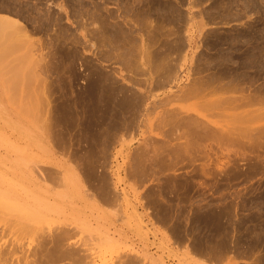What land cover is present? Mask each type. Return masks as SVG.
Here are the masks:
<instances>
[{"label":"bare ground","instance_id":"bare-ground-1","mask_svg":"<svg viewBox=\"0 0 264 264\" xmlns=\"http://www.w3.org/2000/svg\"><path fill=\"white\" fill-rule=\"evenodd\" d=\"M79 1H80V5H82V6L86 5V4L88 5V2L85 3L86 0H85V2L83 0H79ZM116 1L118 2V7H116L117 5H115V7L118 8L117 11L123 10L122 12L125 15V20L127 19L126 16L127 17L131 16L130 18H132V16H133L134 21H131L132 19L131 20L129 19V21H128V19H127L126 21L123 20V21L119 22V19L120 18L124 19V17L116 16V14H115V19L117 17H119V19L115 22V24L112 20H110V22H109L108 19L106 20L104 17V21L106 20L109 23L113 22V24H114V25H112V24L108 25L109 23L106 24V22L103 21V18L100 19V16L98 14L100 11L98 9L97 3H96V5L94 4L92 8L90 7L91 5H89L91 10L90 9L87 10L86 8H88V7H86L85 8L86 11L82 12V11H78V9L74 11L73 10L75 7L74 3H76V2H74V3L72 2L73 5L70 8L71 9L73 8L72 10L74 12L72 11L71 13H73L72 16L75 19L74 24H76L75 27L78 30L80 29L81 32L83 29L89 30V28H87L86 25H88V26L93 25L94 26L96 24V22H98L99 20H101V21L98 22L99 23L98 25L102 24L101 29L99 27L92 29V27H91L92 30L90 29L91 31L89 33L88 32H87V34L81 33L79 36L75 32V30L73 33L71 30H69L70 28L68 29L65 27L63 28V26H60L58 24L59 22H61L60 17L58 19H55V17H54V19L58 22L55 24V25L58 24V32L55 33L56 35H52V38H50V40L47 41V43L49 42V44L51 46H53L54 53H53V55L51 53V55L57 56L56 58L58 61L56 64L55 63L53 64V66H52L53 68L51 69V72H50L52 75L54 74L53 79L55 77L54 80H56V81L55 82L52 81V82L54 83V85L56 83V85L52 86L53 85V83H52L51 88L52 87L53 88L51 90H49L48 93L53 96L56 92H59L60 94L58 93V95H59L58 99H59L60 103L59 102H58L59 104L54 103L55 106L52 103L53 104L52 105L53 108H52L51 106L48 105L51 103H48L49 101L46 100V98H45L44 104L51 107L55 112L58 111L59 114L55 113L57 115L56 117H54L52 114V116L55 119L54 120H53V118L49 119L50 118L49 117L48 119L50 121L46 120L47 121L46 122L44 120V122H46L47 123L46 125L48 127H50L49 131L53 127L59 128L56 130L54 129L58 133L56 134L57 136L53 135L52 137L55 136L54 138H57V140L55 139L56 140L55 142H56V146L59 147V150L62 149L64 152H67V155H66L67 160L66 161L64 160L65 162L63 163L62 166H60V175H61L60 178H61L62 186H61V189L59 191H56V192L55 191L50 192L49 190H45V188H42L40 186V184L38 183L37 178L32 176V175L30 178H28L29 175L27 177H24L25 176V174L23 176L24 172L20 173L18 166L15 165V187H16V185H18L20 188L24 189L26 191L25 192L26 196H24L23 195L24 193H23L22 196L17 197L16 196L17 193H16L15 195H13V196H15V198L13 199L12 195L9 196V194H8L7 196H9V198L10 197H12V198H10V199L6 198L5 200L3 199L4 200L3 204H5L6 203L5 201H8V199L10 201L12 200L13 203H15L14 201H16L17 203H15L14 206L19 203L18 207L21 206V208H22V205L24 207H26V208L21 209V210L19 208L20 211L24 210L26 212V210H29V211L31 210V212H33V214H31V212H30V214L31 215L35 214L36 218L37 217H39V218L43 217V219H44V217H45L48 219V217H49V219L54 220V218H55V221H57L56 228L54 227L55 229L54 228L52 229L54 232L50 235L48 234L49 236L47 237V239H45L43 241L39 240L40 242H38V243L36 242L37 244H35V245H37V246L34 247V250L32 251V253L29 254V255H31V257L33 259H29L30 256H26V257L24 256V259H22V261H23L22 263L20 261H17V262H19V264H50L52 262L61 263L63 261H65V262L62 264H94L95 262H97L96 261L97 257H99V255H97L98 252H100L99 250L116 252V251L122 250L123 248L125 249V247H127L126 246L127 241H128V240L126 241L127 234L129 232V228L131 227L130 224L133 221L137 222L136 214H135V212H131V211L129 212L126 208H122L120 211L119 210L117 211L115 209L116 207L115 208L113 207L114 209L109 208L110 207L109 205H112V201L114 202L113 199H115V198H114L113 194H115L116 192L114 191L115 193L113 192V194H112L110 192V190H112V189L109 190V187H110L108 184V182H109L108 181V175L109 174H107L108 169L106 170L105 168L108 166L109 160L107 161V159H109L108 156H110L109 152L112 149L111 146H113L114 143L115 142L117 143V141H119V140L122 141V139H124L126 136L127 137H128V135L130 136L133 132H135L138 129L139 125H141L142 122H144V124H145V122L150 121V118H148V117L150 116L151 113L153 114V111L155 112V109L158 112L159 109H157V108H160L161 112H158V113L156 112L157 117L154 116L156 118H153V116H152V120L155 119L157 121L156 123L158 125L156 126V123H155V126H156V129L158 131L157 137H159V138H157L156 140H151V138H150V140L147 141L141 148L139 146L140 149L138 148L135 150L136 152H137V150L138 151L140 150L139 152L136 153L134 151L135 154L132 153L133 156H132V158H130L132 160L130 163L129 176L130 175L134 176L133 178H135V177H139V178L152 177L153 175H156L157 172H162L161 170H163L164 168H166L165 170H167V168L173 169V167L176 166L177 164H179V163L182 164V162L184 160H185L184 163L187 162V163H190L191 165H193V163L195 164L196 162L200 163L202 160V163H200V166H198L199 167L198 169H200V171L202 173L207 174L206 171H208V173L211 172L209 169L207 170V168H212L211 167L212 164L217 169H219V167H223L226 165L224 162H222L223 160L222 161L220 160V162H222L221 164L219 162H217L216 160H213L212 158H213L214 154L215 155L220 154V155L225 156L224 153H226L228 156V154L230 153L229 151H231L229 148H231V147L234 148L233 152L235 153V155L239 154V156H241L242 153H243L242 154L243 156L248 154L246 152V150H248V148H250L248 150V151H250L249 154L254 153L256 150H261V149L264 150V126L262 128L260 126V128H256V129L253 126H252V128H254V129H252L251 126H249V125H253L251 123L253 121H255V118L264 119V46H262L263 44L259 45L260 41H262V43H264L263 42L264 41V34L262 35V33H260L261 30L260 29L256 30L257 34L252 29L249 32H247V30H245V31H237L235 33V31H234L235 34L234 33L232 35L230 34L231 36H229L228 34H225V36L221 35L222 37H221L219 42H217V41H218V36H220V35L216 36L217 37L216 41L212 39L213 41L209 42L208 45H206V47L204 45L205 48H203L202 50L200 49L201 51L200 52L198 51L199 53L197 52L198 54L195 57L196 58L195 59L196 61L194 60L195 62L191 58L194 63L193 62H190V63L191 64L193 63L192 65L195 64L194 66H192L193 67L192 68L193 73L191 72L192 76L193 75L194 76L193 77L191 76L192 78L190 80L189 79H186V81L184 80L185 82H187V81L188 82L185 85L183 84L182 87H179L178 84L180 82V78H179L180 76L177 75V73L180 71L181 68H180V65H177V62H176V65H177V67L179 66V68H177V67H175V65H173L172 60H171L172 56L170 57V55L173 52L174 53L183 52V49L185 48L184 45L186 44V42H181L183 40L179 41V38L181 37V35L179 37L178 36L179 34L178 35L176 34V37H179V38L176 39V37H174V39L177 40V41L176 40L174 41L173 37L171 36L172 31L169 30L171 32L168 34H169V36L172 37L171 39H173V41L172 40L170 41V39H169V41L167 42L168 37L166 38L164 36L166 38V41L161 40V42L158 43L160 41L158 37L161 34H158L159 32L157 33L158 30H155L154 32L152 31L153 33L150 31L151 33L148 32L150 36L149 37L147 36V37L149 38V40L151 42L154 41V42H152V44L157 43L156 48L154 45L152 46V44H150V43H149V45H151L152 48L150 46H146V44H144V43H143L144 44V46H143V44H141L142 38L140 36H139L140 37V39H139L140 45L138 46L136 44L137 47H134L133 44L138 40L135 39V36H133V32L131 31V28L128 31L127 28L125 27L126 24H128V26L130 24L132 26H134V23H136V25H138L139 27L141 26V28H140L141 30L143 29V27H144V29L149 28L150 30H154V29H156V27H155V24H152L153 23L152 17L155 16V14L157 12L161 13V14H158V16L161 15L160 18L163 22L173 23L175 21L174 24L178 25L181 21L183 22V19L180 20L179 18H178L179 20L177 19V21H179V22H177L175 19L177 17H174V15H179V14H176V12H178V13L181 12V10H179V8L177 7L178 4L173 5V4H170L169 2L165 3V2L158 1V0H144L145 2L141 1L143 3L142 4L143 8H141V7H135L136 6L135 2L138 4L139 0H138V2L135 0H133L134 2L129 1L130 4L132 3L135 5L133 7H131L130 4L128 5V3H125L126 1L128 2V0H126V1L123 0L124 2L121 0H116ZM116 1L114 2V4L117 3ZM77 2H78V0H77ZM121 2H122V5L120 7L119 5ZM83 3H85V4H83ZM123 3H124V5H123ZM215 3H217V2H215ZM220 5L221 4L217 5L218 8H220L219 7ZM246 5H248V4H246ZM217 6H213V8L217 7ZM222 7L224 8V6H222ZM77 8H78V6H77ZM79 9H80V6H79ZM245 9H246V7H245ZM22 10H23V7H22ZM213 10H215V9H213ZM220 10L221 9H219V12H220ZM229 10H228V14H229V12L231 13V11H229ZM119 11H118V13H119ZM221 11H222L221 12V15H222L223 9ZM62 12H64V11H62ZM122 12H121V15H122ZM15 13L18 14L17 12H15ZM211 13L215 14V11L211 12ZM53 14H51V16ZM60 14L58 16H60ZM209 14H208V17H209ZM219 14H218V16H219ZM42 15L44 16L43 12H42ZM119 15H120V13H119ZM204 15L206 16L205 18H207V15L206 14H204ZM224 15H225V13H224ZM55 16H56V14H55ZM58 16H56V18ZM181 16H183V13ZM211 16H212V14H211ZM236 16H234V18ZM35 18H33V19H35ZM40 18L38 21L39 22V28H40V25H41V28L43 26V28L45 29V33H46L47 27L49 28V26H47V25L49 23L51 25L52 22L48 21L46 24V22L43 20L45 23L44 22L40 23V22H42V21H40ZM49 18H51V17L49 16ZM52 18H53V16H52ZM62 18H63V16H62ZM156 18L158 20V17H156ZM209 18L212 19L211 21H214L213 20L214 17H209ZM223 18H222L223 20H226L225 16ZM54 19H53V21L56 22ZM83 19H84V22H83ZM229 19H231V18H229ZM159 21H160V19H159ZM162 21H161V23H162ZM184 21L186 22L185 17H184ZM216 21H218V20H216ZM185 22H183V23H185ZM60 24H62V23H60ZM1 25L2 26L10 25V28H11V26L15 27V30L20 32L24 37H26V39H29V37H27L29 34L28 33H27L28 35L26 34L27 30L25 31V27L21 24L20 21H18L16 19L9 18V17L8 18L4 17V18H0V26ZM111 25L114 27L113 28L109 27ZM96 26H97V24H96ZM138 26L136 27V29H138ZM162 26L165 27V25H162ZM201 26H202V24H201ZM122 27H125L124 31H123ZM4 28L6 29L5 26H4ZM43 28L40 31H43ZM140 29H138V30L140 31ZM162 29L164 31L166 30L163 27H162ZM87 30H85V31H87ZM85 31H83V32H85ZM262 31L264 32V30H262ZM164 34L167 35V32H165ZM226 35H228V36H226ZM86 37H89V39L87 38L88 41L85 40ZM183 37L185 38V36H183ZM187 38H189V37H187ZM205 38H208V37H205ZM91 39H93L95 41V44L90 41ZM257 39L260 41L258 42ZM89 41L91 43L89 45H91V46L96 45L95 49L96 50H97V48L99 49L98 50L99 52L97 51L98 53L97 52L93 53L91 51L93 53V55H95L96 60H100V61H104V62H112V63L120 66L118 68H121V69H119L117 71L116 76L114 74L115 72L113 73V72H109V71L108 72L103 71L101 69V67H99L100 64L99 65L93 64L92 61L94 59L93 58H92L93 60L91 58L89 59V56L85 55L84 52H86V54L89 53V51H86L87 50L86 48L89 47V45H87V43H89ZM207 41H210V38ZM207 41H205V42L207 43ZM225 41L230 42L229 46L224 47V45H226V44H224ZM256 42H258L259 44H257ZM49 44H47V45H49ZM222 44H224V45H222ZM200 45H202V43ZM16 46H18V45H16ZM50 49L52 52L51 47H50ZM20 50H22V49H20ZM28 50H30V49H28ZM17 51H19V50H17ZM192 52H195V47H194ZM16 53L17 52H15V54ZM20 53L21 52H19V54ZM29 53L30 52L28 51V53H26V54H29ZM31 53H33V52H31ZM174 53H173V55H174ZM183 53H181V54H183ZM181 54L179 53V57ZM16 55H18V54H16ZM83 55H85V56H83ZM176 55L174 57L175 60L173 59L174 61H176ZM184 55H185V53H184ZM190 55L193 56V54H190ZM28 56H30V55H28ZM34 56H38V55H34ZM24 57H26V56H24ZM179 57H177V59ZM30 58L32 59V58H37V57L32 56ZM54 59H55V57H54ZM80 59H81V65L84 63L83 64V65H85L84 69L88 72L84 75V77H85L84 86L82 88H80L79 91L77 90V92H75L73 89L74 88L73 85L75 84V82L79 81L81 79L80 77H82V76L80 73L77 72L79 70H77V68L75 69L76 66L74 64L77 63L78 60H80ZM38 60H40V59H38ZM20 61H21V59H20ZM32 61H33V59H32ZM42 64H44V63H42ZM25 65H26V63L24 64V67H26ZM32 65H34V64H32ZM34 66L38 67L39 65L36 64ZM41 66H43V65H41ZM41 66H39V67H41ZM19 67H20V65H19ZM21 68H22V66H21ZM102 68H104V67H102ZM187 69H188V67H187ZM17 70H18L17 71V73H18L19 70H22V69H17ZM31 70L33 71V69H31ZM121 70L125 71L126 75H122L121 73L123 71H121ZM15 71H16V69H15ZM37 71H34V72L37 73ZM23 73H24V71H23ZM28 73H30V72L28 71ZM42 73L43 72L41 71V74ZM41 74H39V75H41ZM187 74L189 75V72ZM22 75H24V78H26L25 73ZM34 79H36V78H34ZM260 79L262 80V82L260 84H257V81H259ZM25 80H28V78H26ZM22 81L20 84H22ZM24 83H25V81H24ZM26 83L28 84V82H26ZM43 83H45V81ZM15 84H17V83H15ZM173 87H175V88L178 87L176 89V92L173 91ZM156 88H164V89L167 88L164 93L161 92L162 94H164V96H162L161 99H158V97H159L158 95H155V94L153 95L151 93ZM236 92L237 93L240 92V93L238 95H234V94H237ZM246 92H248V93H246ZM43 96H44V93H43ZM51 97H47V99L48 98L51 99ZM40 98H42V97H40ZM193 99H194V102L196 104L195 106L190 105L189 107H187V106H184V104L182 103V102H188L189 100L193 101ZM54 100H57V99H54ZM54 100H53V102H54ZM50 101L52 102V100H50ZM41 103H43V102H41ZM177 103H178V105L174 106V104H177ZM180 103H182V104H180ZM147 105H149V108L147 107ZM191 107H193V109H191ZM39 108H41V107H39ZM225 109H228L229 111H231L230 115L233 117L232 119H234V121L237 119L239 121L241 120L242 123H244L243 126H245V127H243V128L238 127V126H241V124L239 125L238 124L239 122H238L237 123L238 126H232V129L225 130L227 128H223L224 126L220 125L221 124V123H219L220 121L218 122V120L217 121L211 120V119H213L212 117H219L220 115L222 116V113H224ZM150 111H152V112H150ZM46 112H48V110ZM46 112H45V114H46ZM217 115H219V116H217ZM46 116H48V115H45V117ZM43 119H44V117H43ZM35 120H36V118H35ZM259 120H261V119H259ZM39 121H40V118H39ZM237 121H235V122H237ZM17 123H19V122H16V124ZM148 125L149 124H147V126ZM246 125H248V126H246ZM19 126H22V125H20V123H19ZM147 126H144V127H147ZM61 127H63V129L65 128V130L60 129ZM70 128L74 130V133L70 134L65 141L64 140V138H65L64 134L65 133L63 134V131H65L67 134L68 130H70V132H71ZM150 130H152V129H150ZM43 132H45V131H43ZM50 133L53 134V129ZM54 133H56V132H54ZM140 133H142V131ZM45 134H47V133H45ZM124 135H126V136L124 137ZM19 137H20V135H19ZM131 138L132 137H130V140H131ZM154 138H156V137H154ZM244 140H247L248 142H245ZM123 142H124V140H123ZM120 145H122V143H120ZM212 145H213V147H212ZM74 147H76V148H74ZM254 149H255V151H254ZM240 150H243V152L241 151L242 152L241 153ZM251 151H254V152H251ZM217 152H219V153H217ZM244 152H245V155H244ZM211 154H213L212 157H211ZM254 154L255 155L253 157L256 159L251 158L250 162L248 163V169H247V166H245L247 170L245 169V171L241 172L242 170H240L236 167V164H237L236 163L234 165L240 171V173L237 171L230 172L231 169L227 170V176L228 177H226V178L228 181V180L233 178L232 176H234L233 179H236V176H238V175H241V177H243L245 179L246 178L248 179V177H252V176L254 177L256 175H258V177L260 176V178L263 179L262 180L263 183L260 181L263 184V187H262L263 189L260 188V189H262L263 193H261V195H259V196H257L258 195L257 194L256 195V197H257L256 201H254L252 203L250 202L251 204H255V205H252V206H254V207H252L253 209L255 208L256 210H259L260 207H263L262 204H264V156L262 155V157H261L260 156L261 154L258 155L259 152H258V154H256V153H254ZM251 157H252V154H251ZM226 158H228V157H226ZM259 158H261V159H259ZM217 160L219 161L218 158H217ZM248 160L249 159H247V161ZM214 161H216V162H214ZM71 163H75L76 167L73 164H72L73 165L72 166ZM186 165L188 166V164H184L182 166H186ZM221 165H223V166H221ZM193 166H195V165H193ZM235 167H234V169H236ZM39 168L37 171L38 172L41 171L39 173V176L41 177V179L43 178V180H44V179H47L50 177L48 175V172H49L48 170H47L48 172H46V170L42 168L43 170H45L44 171L45 173L44 172L42 173V169L40 168V170H39ZM75 168H77L78 170H75ZM159 168H161L160 171L157 170ZM77 171H79V172H77ZM228 171H229V173H232V174H229ZM212 174H213V172H212ZM225 174H226V172H225ZM228 174L232 178H230ZM2 177H3V175H2ZM187 177H189V176H187ZM183 180H185V178ZM188 180L186 179V181H188ZM172 181L174 184V179ZM0 183H2V182H0ZM86 183L88 184V187L91 188V189H89L91 191H89L87 188L85 189ZM189 184H190V181H189ZM189 184H187V188L185 186L184 189L185 188L189 189L190 188ZM177 185L175 187H179ZM180 186L182 187L183 185H180ZM181 187H179V188H181ZM259 187H261V186L259 185ZM1 188H3V187H1ZM162 188H163V185H162ZM162 188H160V189H162ZM15 189H17V188H15ZM160 189H159V191H160ZM168 189H167V191H168ZM260 189H257V190H259L261 192ZM2 190L0 189V191H2ZM4 190H6V189H4ZM4 190H3V193H6L8 191V189L6 191H4ZM18 190H19V188H18ZM24 190H21V192ZM176 190H177V188H176ZM176 190H174V191H176ZM174 191H172V193ZM180 191L181 190H179V192ZM162 192L163 191L161 190L160 193H162ZM183 192H186L185 194H187V190L183 191ZM183 192H181V193H183ZM255 192H256V190H255ZM0 193L3 194L2 192H0ZM158 193H155V195L156 194L158 195ZM167 194H168V192H167ZM177 194H176V198L179 197V196L177 197ZM164 196L165 195H163V197ZM254 196H255V193H254ZM4 197H6V194ZM4 197L2 195L0 199L2 200V198H4ZM146 197H147V195H146ZM121 198H122L121 200L124 201L123 199L126 197L122 196ZM156 198H157V196H156ZM156 198L153 196V199H156ZM160 198H162V197H160ZM181 198L182 199H179L180 200L179 202H181L183 199H185L183 197H181ZM116 199H117V197H116ZM126 200H128V199H126ZM156 200L155 201L153 200V202H151V204L152 203H153L152 205L158 204L157 202L159 201V199H158V201H156ZM147 201L150 202L149 199ZM245 202H244V204H245ZM6 204H8V203H6ZM10 204L12 205L11 202H10ZM177 204H179V203L177 202ZM251 204H249V205H251ZM259 204L261 205L260 207H259ZM3 206H5V205H3ZM14 206H11V207H14ZM107 206H109V207H107ZM156 206L158 207V211L160 208H162V206L161 207L159 205H156ZM156 206H155V208L154 207L153 208L157 209ZM165 207L167 208L166 205H165ZM165 207H164V210H165ZM244 207H245V205H244ZM132 208H133V206H132ZM162 209H160V211H162ZM164 210H163V212H164ZM166 210L164 213L168 214V211L166 212ZM29 211H27V212H29ZM158 211L156 212L157 215L159 213ZM120 212H121V214H120ZM207 212H208L207 214H204L206 212H204V213L202 212L203 215L198 213L199 217H198V214L196 213L197 218L195 217L194 219H192V220H194V222L196 221L200 225L204 224L205 226L203 225V227H206V226L208 227L210 225L211 228H206L209 230H208V232H205L206 234L209 233V235L207 236L205 234L204 235L205 237L203 236L204 239L206 238V244L207 243L213 244V242L209 238V237H213V236L217 237L218 235H221L222 237L221 236L220 237L221 238L224 237V240L226 239L225 237H227V239H229L230 238V237H228V231L229 230L227 228H230L233 230L234 227L231 228V226H233V223L235 221L231 222L232 223V225H231L230 221H232V220H230V221L227 220L230 223L229 227L227 226L228 222L224 221L227 223V225L225 223V226H227V228H226L222 225L223 222L221 223V219L218 220L219 216L216 215L217 213L215 215H216V217L218 216V218H217L218 222L213 221L216 219H214L215 215L213 214L214 213L213 211H212L213 213L211 212V209L208 210ZM211 213L214 215V218L211 215ZM25 214H28V213H25ZM118 214L120 215L119 217H118ZM160 214L162 215L163 213L161 212V213H159V215ZM172 214H174V213H171V216H172ZM165 215L163 214V217ZM166 216L169 217V214ZM256 216H257V214H256ZM153 217H154V215H153ZM155 217H159V216H155ZM169 219H171V217ZM167 221H169V220H167ZM176 221H177V218H176ZM245 222H247V223L249 222L251 225L253 222H255L256 226L258 225L257 228L261 227L262 225L264 226V218L260 220V223H257V222H259L258 216L253 217V215H252V219H250L249 221H244V223ZM242 223H243V221H242ZM247 223L245 226L250 229V227ZM255 223H253V225H254L253 228L255 227ZM199 224H196L197 227H202ZM235 224H236V222H235ZM237 224H236V226H237ZM178 225H176V226H178ZM238 225H240V224H238ZM243 225H242V227H243ZM236 226H235V228H236ZM168 227H170V226H168ZM235 228H234V230H236ZM239 228H240V226H239ZM193 229H195V228H193ZM237 229H238V227H237ZM249 229L247 231H249V232L252 231V229L251 230H249ZM255 229H256V227H255ZM258 229H260V228H258ZM258 229L255 232H258L259 231ZM261 229H263V228H261ZM197 230H198V228H197ZM245 230H246V228H245ZM138 231H139V229H138ZM185 231H187V234L189 233V231L187 229ZM194 231L196 232V230H194ZM194 231H192V232H194ZM201 231H203V230L201 229L200 232L198 231V233H200V235H202ZM247 231H246V233H247ZM75 232H87V233H89L92 236L91 238L93 240L92 239L91 240L93 241V243H91L89 245L86 243H81L78 240H77V242L71 241V238L73 237V234ZM255 232H254L255 235L252 234L255 237H257L256 236L257 234L264 236V234H263L264 231L261 234L255 233ZM48 233H49V231H48ZM203 233H204V231H203ZM237 233H239V232H237ZM182 234L185 237V234L184 233H182ZM182 234L180 233L181 241L183 238ZM173 235L179 236L178 229H175ZM189 235H190V233H189ZM200 235H198V237ZM231 236L233 237V235H231ZM249 236H251V234ZM255 237H253V240H249V241H251V242L255 241L256 240V239H254ZM44 238H46V237H43V239ZM176 238H178V237H176ZM195 238H194V240H195ZM203 238H201V239H203ZM240 238L238 237V239H240ZM249 238H251V237H249ZM259 238L260 237H258L257 239H259ZM176 240H178V239H176ZM231 240H226V241H228V243H229V241H231ZM242 240H243V238H241V241ZM245 240H243V241H245ZM260 240L261 239H259V241ZM218 241H217V243L219 244ZM226 241H221V243L218 245V247L216 244H214L216 246H212V244L211 245L207 244L205 246H207V249L209 251L212 250L210 252L211 255L213 252L214 253H216L217 251L223 252L224 250H226V252L230 251V252L235 253V255L237 257H238V255L240 256V249H241L240 244H241V242L238 240H235V241L232 240L233 245H229ZM257 241H255V242H257ZM199 242L200 241H197V243H198L197 245H196V242L193 243L192 246L194 247V244H195V247L194 248L192 247V248L194 249L193 251H196V252H199V254L200 253L202 254L205 251H207V249H205L204 244H201V242H200V244L204 247V250H205L203 252V249H202V247H200ZM239 242H240V244H239ZM255 242H254V244L249 242V244L246 247V249H247L246 253L248 251H250L251 249L255 250V249H253V248H256L253 246V245H256ZM87 243H88V241H87ZM191 243H192V241H191ZM243 244H244V242H243ZM257 245H258V243H257ZM242 248H243V246H242ZM5 249H7V247ZM246 249H244V251L242 249L241 251L245 252ZM11 250H13V248ZM252 250H251V252H252ZM13 252H16V251L13 250ZM208 252L206 254L205 253L204 254L207 256L209 254ZM243 252H241V253L243 254ZM251 252H249V253L251 254ZM138 253H139V251H137L135 253L137 256L135 255V258H133L134 260L131 258L128 259V257H127V259L125 258L126 260H123L122 262L120 261L121 262L120 264H135L137 262L140 263L141 261L139 262V260H141L142 258L141 259H139L140 257L138 258V256H139ZM214 253H213V255H214ZM12 255H13V253L11 251L10 252H4V250H0V264L9 263L8 260H10ZM211 255L209 254V256L211 258L212 257L215 258V256L217 254L215 256H211ZM247 255H248V253H247ZM247 255H245V253H244V256H247ZM263 256H264V254H263ZM263 256H262V259H264ZM141 257L144 258L145 255L141 256ZM155 257H153L152 255H148L146 257V258H148L147 262L149 264H159V262L157 261V258H155ZM176 258H177V256H176ZM135 260H137V262ZM186 261L188 262V259ZM11 262H13V261H11ZM191 262H193V261H191ZM198 262L196 264H199ZM229 262H230V260H229ZM262 263L264 264V260H262ZM15 264H17L16 260H15ZM99 264H102V263H99ZM179 264H181V263H179ZM229 264H231V262ZM232 264H233V262H232Z\"/></svg>","mask_w":264,"mask_h":264},{"label":"rangeland","instance_id":"rangeland-1","mask_svg":"<svg viewBox=\"0 0 264 264\" xmlns=\"http://www.w3.org/2000/svg\"><path fill=\"white\" fill-rule=\"evenodd\" d=\"M83 1L85 2V0H83ZM89 1L86 0V2H85V3L88 2V5L86 4V5L82 6V5H80L79 0H78V2H77V0H72V1L71 0H65V1L64 0H0V18H4V17L8 18L9 17V18L16 19V20L20 21L21 24L25 27V31L27 30L26 34L27 33L29 34V35L27 34L28 35L27 37H29V39H26V37H24L20 32L15 30V27L11 26V28H10V25H8V26L4 25L6 27V29H5L4 26H2V25L0 26L1 27L0 28V182H2V183H0V189L1 190L2 189L3 190L8 189V191L6 193H3V190L0 191L3 193V194L0 193V198L2 195L4 197L6 194V197L2 198V200L0 199L1 200L0 201V247L2 246L1 247L2 249L0 248V250H4V252H10L11 251L14 255V256L12 255L10 260H8L9 263H2V264H11V263L15 264V260H16L17 264H19V262H17V261H20L22 263L23 262L22 259H24V256L25 257L30 256L29 259H33L31 257V255H29V254H31L32 251L34 250V247L37 246L35 244H37L40 241L47 239V237L54 232L52 229L54 227L56 228V226H57L56 225L57 221H55V218H54V220L49 219V217H48V219L45 217H44V219H43V217L42 218H39V217L36 218L35 214L31 215V214H33V212H31V210L29 211V210L25 209L26 212L24 210L20 211L21 209H24L26 207H24L23 205H22V208H21V206L18 207L19 203L16 204L17 206L16 205L14 206V204L17 202L14 201L15 203H13L12 200L10 201L9 199L12 197L14 199L15 196H13V195H15L16 193H17L16 194L17 197L22 196L23 193H24L23 195L26 196L25 195L26 191L24 189L20 188L18 185H16V187H15V165L18 166L20 173L24 172L23 173V176L25 174L24 177H27L28 175H29L28 178H30L31 175L36 177L40 186L42 188H45V190H49L50 192H53V191L56 192V191H59L61 189L62 183H61V178H60V176H61L60 175V166H62L63 163L67 160L66 159L67 152H64L62 149L59 150V147L56 146L55 141L57 140V138H54V137L57 136L56 134L58 132L55 130L59 129V128L53 127L52 128L53 134H52V133H50L52 131V129H50V131H49L50 127H48L46 125L47 124L46 122L50 121L49 119L53 118V120H54L55 119L54 117L57 116L56 114H59L58 111L55 112L52 109L53 108L52 105L54 103L55 104L60 103V101L58 99V96H59L58 93L59 92L55 91L56 92L55 93L56 95L54 94L55 96L54 95L52 96L48 93V91L53 88V87L51 88V84L56 81V80H54L55 77L53 79L54 74L52 75L50 72H51V69L53 68L52 67L53 64L54 63L56 64L58 60L56 58L57 56H52L54 53V49H53V46H51L49 44V42L47 43V41H49L50 38H52V35H56L55 33L58 32V24L60 26H63V28L64 27L68 28V29L70 28L69 30H71L73 33L75 30V32L79 36L81 33H83V34H87V32L89 33L93 28H96V27H99L101 29L102 24H100L101 26L98 25L99 24L98 22L101 21V20H99L98 22H96L97 26H96V24L94 25L95 27L93 25H89V26L86 25V27L89 28V30L83 29L81 32L80 29L78 30L75 27L76 26V24H74L75 19L72 16L73 13H71L73 10L75 11L77 9H78V11L85 12L86 9L88 10V9H90V7L92 8L94 4L96 5V3L98 5V9L100 11L98 14L100 16V19L103 18V21H104V17H105L106 20L108 19L109 22H110V20H112L115 24V22L119 19V17H117L115 19V14H116V16L124 17V19L120 18L119 22L125 20V15L122 12L123 10L122 11L118 10L120 15L117 11L118 8H116V7H118V2L116 0H89ZM115 1L117 3L114 4ZM121 1H123V0H121ZM129 1L132 2L133 0H128V2L126 1L125 3H128V5H129L130 4ZM135 1L138 2V0H135ZM141 1H144V0H139L138 4L135 2L136 6L132 3L130 5H131V7L135 6V7L143 8V5H142L143 3ZM158 1L165 2V3L169 2L170 4H173V5L178 4L177 7L179 8V10H181V12L180 13L176 12V14H179V15H174V17H177V18H175L176 21L178 18L180 20L183 19V22H185L184 21V17H185L186 22L183 23L181 21L178 25L176 24L177 26L174 24L175 21L173 23L163 22L160 18L161 15L158 16V14H161V13L157 12L155 14V16L152 17V20H153L152 24H155V27H156V29H154V30H150L149 28L144 29V27L141 30L140 29L141 26L139 27L138 25H136V23H134V26H132L131 24L128 26V24H126L125 27L127 28L128 31L131 28V31L133 32V36H135V39L138 40L134 44L132 43L134 47H137V45L138 46L140 45L139 39L141 37L142 38L141 44L144 43V44H146V46H150L151 48L154 45L156 48L157 43L152 44V42H154V41L151 42L148 38L150 36L148 32H150V31L154 32L155 30H158L157 33L159 32L158 34H161L158 37L160 40L159 42L157 41L158 43H160L161 40L166 41L167 37H168L167 42L169 41V39H170V41L171 40L173 41L174 37H176V34L177 35L179 34L178 35L179 37L181 35V37H180L181 39L179 37H176V39L179 38V41L183 40L181 42H186L185 45L183 44L185 47L183 49V52L185 53V55L183 52H179L180 54L183 53L180 55V57H179V53L173 52L174 55H173V53H171V55H170V57L171 56L173 57V58L171 57L173 65H175V67H177V65H180V68H181L180 71L177 73V75L180 76V77L178 76L180 78V82L178 84L179 87H182L183 84L185 85L188 82V81L185 82L186 79L190 80L194 76V75L192 76V73H193L192 72V68H193L192 66H194L195 64L194 65H192V64L196 61L195 57L203 48L206 47V45H208L209 42H211L213 40L216 41L217 40L216 36L220 35V36H218V41H217V42H219L221 37H222L221 35L225 36V34H228L229 36H231L234 33V31H235V33L237 31H245V30H247V32H249L252 29L257 34L256 30L260 29L261 30V31L259 30L260 33H262V35L264 34V32L262 31V30H264V23H263L264 22V0H251V1L245 0L246 2L244 0H158ZM72 2L77 3V4L74 3L75 7L73 6L74 7V9L72 8L73 10L70 8L73 5ZM215 2H217L218 4H221L219 6L220 8H218V6H217L218 4ZM85 3H83V4H85ZM246 4H248V5H246ZM76 5L78 6V8ZM89 5H91V6L89 7ZM115 5H117V6L115 7ZM121 5H122V2L120 3L119 6L121 7ZM123 5H124V3H123ZM21 6L23 7V10H22ZM79 6H80L81 10L79 9ZM213 6H217V7L213 8ZM222 6H224V8ZM86 7H88V8H86ZM245 7H246V9H245ZM82 9L83 10L85 9V10L83 11ZM213 9H215V10H213ZM219 9H221V10L223 9L222 15H221L222 11L220 10V12H219ZM228 10L231 11V13L229 12V14H228ZM41 11L43 12L45 17L42 15ZM62 11H64V12H62ZM214 11H215V14L211 13ZM15 12H17L18 14H16ZM121 12H122V15H121ZM182 13H183V16H181ZM207 13L208 14L210 13L209 17L215 18V19L213 18L214 21H211L212 19H210L208 17ZM224 13H225V15H224ZM51 14H53L52 15L53 18L51 16ZM55 14H56V16H58L60 14V16H58L56 18ZM204 14L207 15V18H205L206 16ZM211 14H212V16H211ZM218 14H219V16H218ZM223 15L225 16L226 20H223L224 19ZM46 16L48 18L50 16L51 18L48 19ZM62 16H63V18H62ZM234 16H236V17L234 18ZM54 17H55V19H58L60 17L61 22L58 23L54 19ZM128 17L126 16L128 21H129V19L130 20L132 19L131 21H134L133 16H132V18H130L131 16H128ZM156 17H158V20ZM33 18H35V19H33ZM39 18H40V21H42L40 23H43L44 21L46 22V24L48 21L53 23V24L51 23V25H50V23L47 25V26H49V28L47 27L46 33H45V29L43 28V26H42L43 31H40L42 28H41V25H40L41 29L39 28V22H38ZM229 18H231V19H229ZM53 19L56 22H54ZM159 19H160V21H159ZM106 20L104 22H106V24L109 23ZM216 20H218V21H216ZM161 21H162V23H161ZM83 22H84V19H83ZM113 22L109 23L108 25H110V24L114 25ZM177 22H179V21H177ZM56 23H58V24L55 25ZM60 23H62V24H60ZM161 24L165 25V27L162 26ZM201 24L203 27L201 26ZM112 25L109 27L113 28L114 26H112ZM137 26H138V29H140V31L138 29H136ZM91 27H92V29H91ZM125 27H122L123 31H124ZM162 27L165 28L167 31L166 30L164 31L162 29ZM85 30H87V31H85ZM169 30H171L172 32ZM83 31H85V32H83ZM165 32H167V35L164 34ZM170 32L172 33L171 36L173 37V39H171L172 37L169 36V34H168ZM228 35H226V36H228ZM183 36H185V38ZM187 37H189V38H187ZM205 37H208V38H205ZM87 38L89 39V37H86L85 40L88 41ZM209 38H210V41H207ZM176 39H174V41ZM90 41L95 44V41L93 39H91ZM90 41H89V43H87V45L91 44ZM205 41H207V43ZM257 41L259 42L260 40L257 39ZM227 42L226 41L224 42V44H226V45H224V44H222V45H224V47L229 46L230 42H228V43ZM258 42H256V43L259 44ZM149 43L152 44V46L149 45ZM201 43H202V45H200ZM15 44L18 46H16ZM47 44H49V45H47ZM144 44H143V46H144ZM261 44H263L262 46H264V43H262V41H260L259 45H261ZM204 45H205V47H204ZM50 47L52 48V52H51ZM194 47H195V52H192ZM95 48H96V45L95 46L89 45V47L86 48L87 50L86 49L85 50L89 51V53L91 51L93 53H96L99 49L97 48V50H96ZM20 49H22L23 51ZM28 49H30V50H28ZM17 50H19V51H17ZM28 51L30 53L26 54V53H28ZM15 52H17L16 54H18V55H16ZM19 52H21L22 54L21 53L19 54ZM31 52H33V53H31ZM92 52L90 54L89 53L86 54V52H84V53H85V55L89 56V59L90 58L94 59V60L92 59L93 64H96V65L100 64L99 67H101V69L103 71H105V72L109 71V72H113V73L115 72L114 74L116 76L117 71L119 69H121V68H118L120 66L117 64H114L112 62H104V61L96 60V57H95V55H93ZM51 53H52V55H51ZM190 54H193V56ZM28 55H30V56H28ZM31 55L33 57H37V58H32L33 59V61H32V59L30 58V57H32ZM34 55H38V56H34ZM85 55H83V56H85ZM175 55H176V61H174ZM24 56H26V57H24ZM54 57H55V59H54ZM177 57H179V58L177 59ZM191 58L193 59V61L194 60L195 61L193 62ZM20 59H21V61H20ZM38 59H40L41 61ZM176 62H177V65H176ZM190 62H193V63L191 64ZM17 63L20 65V67ZM25 63H26V65H25L26 67H24ZM42 63H44V64H42ZM32 64H34V65L38 64L39 66H41V65H43V66L37 67V66H34ZM74 65L76 66L75 69L77 68V70H79L77 72L80 73L82 76V77H80L81 79L79 81L75 82V84L73 85L74 91L77 92V90L79 91V89L84 86V81H85L84 75L88 71H86L84 69L85 65H83V66L81 65V59L78 60V62L75 63ZM21 66H22V68H21ZM102 67H104V68H102ZM187 67H188V69H187ZM177 68H179V66ZM15 69H16V71H15ZM17 69H22V70H19V72L17 73V71H18ZM31 69H33V71ZM27 70L30 73H28ZM23 71L25 73V77L28 78V80H25L26 78H24V75H22V74H24ZM34 71H37V73ZM41 71L44 74L43 73L41 74ZM121 71H123V70H121ZM186 72L187 73L189 72V75ZM38 73L41 75H39ZM121 74L126 75L125 71H123ZM34 78H36V79H34ZM43 80L45 81V83H43L44 82ZM21 81H22V84H20ZM24 81H25V83H24ZM26 82H28L29 85ZM261 82H262V80L260 79L259 81H257V84H260ZM15 83H17V84H15ZM55 85H56V83H55ZM55 85L53 83L52 86H55ZM177 88L173 87V91L176 92ZM166 89L167 88H165V89L164 88H156V89H154L155 91L153 90L151 93L153 95L154 94L158 95L160 97V98L158 97V99H161L162 96H164V94H162V93H164L166 91ZM43 93H44L45 97L43 96ZM239 93L240 92H238L237 94H234V95H238ZM246 93H248V92H246ZM40 97H42V98H40ZM47 97H51V99H49V98L47 99ZM45 98H46V100L49 101L48 103H51L48 105L51 106L52 108L49 107L48 105L44 104ZM54 99H57V100H54ZM50 100H52V102ZM53 100H54V102H53ZM191 101L192 100H189L188 102H182V103L184 104V106H187V107H189L190 105L195 106L196 104L194 102V99L192 102ZM41 102H43V103H41ZM182 103H180V104H182ZM55 104H54V106H55ZM176 105H178V103L174 104V106H176ZM39 107H41V108H39ZM147 107L149 108V105H147ZM157 109H159L158 112H161L160 108H157ZM191 109H193V107H191ZM47 110H48V112H46ZM45 112H46V114H45ZM150 112H152V111H150ZM156 112H157V110L155 109V112L153 111V114L152 113H151L152 115L150 114V116L148 117V118H150V121L145 122L146 125L144 124V122H142V124H143V125L141 124L142 126L139 125L138 129L135 131L136 133L133 132L131 134L132 136L128 135V137L126 135H124V137L125 136L126 137L125 138L123 137L124 139H122V141L116 140L117 143L115 142L114 145L111 146L112 149L111 150L109 149L110 150V152H109L110 156H108V158H109V159H107V161L109 160L108 166L105 169L106 170L108 169L107 174H109L108 175V181H109L108 184L111 187V188L109 187V190L112 189V190H110V192L112 194L114 191L116 192V193L114 192L115 194H113V196L115 199L117 197V199L116 200L113 199L114 202L112 201V205H109L110 207L109 206H107V207H109L110 209H114L116 207L115 209L117 211L118 210L120 211L122 208H126L129 212L130 211L135 212L137 222L133 221L130 224L131 227L130 226H129L130 228L128 227L129 232H128L127 238H126V241L127 240L128 241H127V245H126L127 247H125V249L123 248L122 250L116 251V252L99 250L100 252H98V254H97V255H99V257H97V259H96L97 262H95L94 264H99V263H102V264H120L123 260H126L127 257H128V259L135 258V255H136L135 253L137 251H139L138 258L140 257L139 259H141V258L142 259L141 260L138 259L139 262L141 261L140 263H138L137 260H135L137 262L135 264H149L147 262L148 258H146L148 255H152L153 257L156 256L155 258H157V261L159 262V264H179V263H181V264H185V263L186 264L187 263L188 264H196L198 261H199L198 262L199 264H227V263L229 264L230 262H231V264H232V262H233V264H263L262 260H264V259H262V256L264 254V236L257 234L256 235L257 237H255L253 235H255L254 232L257 231L258 228H260V229H258L259 231L260 230L264 231V226L262 225L261 227L257 228L258 225L256 226V223H255L257 220L255 222H253V223H255L256 229H255V227L253 228V226H254L253 223H252V225L249 222L244 223V221H249L250 219H252V215H253V217L258 216L259 222H257V223H260V220L264 218V209H263L264 204H262L263 207H260L261 205L259 204V207H260L259 210H256L255 208L253 209L252 207H254V206H252V205H255V204H251L252 202L256 201V198H257L256 195L257 194H258L257 196H259V195H261V193H263L262 192V189H263L262 188L263 187L262 180L263 179H261L260 176L258 177V175L254 176L255 178L253 176H252L253 178L248 177V179L247 178L245 179V178L241 177V175H238V176H236V179H233L234 176H232L233 177L232 178L229 175L232 173H229V171H228V173H229L228 175L232 179L229 178L230 180L227 181L226 177H228L227 176V170L231 169L230 172L237 171L240 173V171L238 169L242 170L241 172L245 171V169H246L245 166H247V169H248V163L250 162L251 158H254L253 157L255 155L254 153L258 154V152H259L258 155L261 154L260 156L262 157V155L264 156V150L263 149L256 150L257 151L256 152L255 151L256 148H255L254 149L255 152L251 151V152H254V153H251L252 154V157H251V154H249L250 151H248L250 148H248L249 147L248 146L247 147L248 150H246L244 148L246 150V152L248 153L245 155V152H244V155L246 157L242 155L243 150H240V152L242 151L241 152L242 154L241 153L240 154L243 158L241 156H239V154L235 155V153L233 152L234 148H232V147L229 148L231 151H229L230 153L228 152L229 153L228 156L226 153H224L225 156L220 155V154H217V155L211 154V157L213 155V158H212L213 160H216L220 164L222 162H224L226 165L225 166L221 165L223 167H219V169H217L216 167L213 166V164L212 165L210 164L212 168H207V170L209 169L211 172L208 173V171H206L207 174L202 173L200 171V169H198L199 168L198 166H200V163H202V160L200 163L199 162H196L195 164L193 163V165H195V166H193L187 162L184 163V161H185L184 160L182 162V164L181 163L177 164L178 166L177 165L174 166L173 169L167 168V170H165L166 168H164L163 169L164 171L161 170L162 172H157V174H158V175L156 174L157 176L153 175L154 177L152 176V177H147V178H139V177L133 178L134 176H131V175L129 176V173H130L129 169H130V163L132 160L130 158H132L133 154H135V152H136L135 150L138 149L139 146L141 148L147 141L150 140V138H151V140H156L157 138H159V137H157L158 131L156 129V126L158 125L156 123L157 121L155 119L152 120V116H153V118L157 117L156 114L158 112L157 113ZM230 112L231 111H229L228 109H225L224 113H222V116L217 115L219 117H212L213 119H211V120H213V121L218 120V122L220 121L219 122V123H221L220 125L224 126L223 128H227L225 130L232 129V126H238V124L239 125L241 124V126H238V127H241V128L245 127V126H243L244 123H242L241 120L239 121L237 119L238 121L235 120V121H237V122H235L234 119H232L233 117L230 115ZM52 114L54 117L52 116ZM45 115H48V116L45 117ZM154 116H156V117H154ZM43 117H44V119H43ZM35 118H36V120H35ZM39 118H40V121H39ZM259 119H261V120H259ZM44 120L45 121L47 120V121L44 122ZM16 122H19L20 125H22V126H19V123H17L18 124L17 125ZM253 122L251 123L253 125H249V126H251V128H252V126L255 129L260 128V126H261V128L264 126V119H262V118H255V121H253ZM155 123H156V126H155ZM147 124H149V125L147 126ZM144 126H147V127H144ZM246 126H248V125H246ZM149 128L152 130H150ZM254 128H252V129H254ZM60 129L65 130V128L63 129V127H61ZM42 130L45 132H43ZM141 131H142V133H140ZM54 132H56V133H54ZM67 132L68 133L66 134V132L63 131V134L65 133L64 134V137H65L64 140L65 141L70 134L74 133V130L71 129L72 133L70 132V130H68ZM45 133H47V134H45ZM19 135H20V137H19ZM53 135H55V136L52 137ZM130 137H132L131 140H130ZM154 137H156V138H154ZM123 140H124V142H123ZM244 141L248 142L247 140H244ZM119 142L122 143V145H120ZM213 145H212V147H213ZM74 148H76V147H74ZM139 151L137 150V152H139ZM217 153H219V152H217ZM226 157H228V158H226ZM217 158L219 159V161L217 160ZM247 159H249V160L247 161ZM254 159H256V158H254ZM259 159H261V158H259ZM220 160L221 161L223 160V161L220 162ZM216 161H214V162H216ZM72 164L75 165V163H71V165ZM184 164H188V166L187 165L182 166ZM234 164H236V167L238 169L235 167ZM39 167L41 169L42 168L45 169L46 172L49 171L48 175L50 177L47 179H44V180H43V178L41 179V177L39 176V173L41 171H39V172L37 171ZM75 167H76V165H75ZM234 167L236 169H234ZM40 168H39V170H40ZM43 169H42V173L45 171ZM160 169L161 168H159L157 170L160 171ZM75 170H78V169L75 168ZM77 172H79V171H77ZM212 172H213V174H212ZM225 172H226V174H225ZM2 175H3V177H2ZM187 176H189V177H187ZM184 178H185V180H183ZM173 179H174V184L172 181ZM186 179L187 180L189 179V180L186 181ZM189 181H190L191 185L189 184ZM175 184L176 185L178 184L177 186H179V187H181L180 185H183V186L181 188H179V187H175L176 186ZM187 184H189L190 188L189 187L188 188L190 190L186 189ZM258 184L261 187H259ZM162 185H163V188H162ZM185 186H186V188L184 189ZM1 187H3V188H1ZM15 188H17V189H15ZM18 188H19V190L21 189L24 191L21 192V190L19 191ZM86 188L88 190L91 189L90 187H88L87 183L85 184V189ZM160 188H162V189H160ZM176 188H177V190H176ZM260 188H262V189H260ZM159 189H160V191L162 190L165 194L163 192L160 193ZM167 189H168V191H167ZM257 189H260L261 192ZM6 190H4V191H6ZM174 190H176V191H174ZM179 190H181V191L179 192ZM186 190H187V194H185L186 192H183ZM255 190H256V192H255ZM89 191H91V190H89ZM166 191L168 192V194ZM172 191H174V192L172 193ZM181 192H183V193H181ZM155 193H158V195L157 194L155 195ZM254 193H255V196H254ZM8 194H9V196L12 195V197L9 198V196H7ZM176 194H177V197L179 196L180 198L179 197L176 198ZM146 195H147V197H146ZM163 195H165L164 196L165 198L163 197ZM122 196L126 197L123 199L124 201L121 200ZM153 196L155 198L157 196V198H156L157 200L153 199ZM160 197H162V198H160ZM181 197H183L185 199H183L184 201L182 200L181 202H179L180 201L179 199H182ZM6 198H9L8 201H5L8 204H6L5 202H4L5 204H3V201ZM126 199H128V200H126ZM148 199L150 200V202L147 201ZM158 199H159V201H158ZM153 200L158 201L157 202L158 204L152 205L153 203L151 204V202H153ZM9 201L12 203V205L10 204ZM176 201L179 204H177ZM244 202H245V204H244ZM243 204L245 205V207ZM249 204H251V205H249ZM3 205H5L6 207ZM156 205H159L160 207L162 206L163 209L159 207L160 209H162V211H160V209L158 211V207ZM165 205L167 206V208L165 207ZM11 206H14V207H11ZM132 206H133V208H132ZM155 206L157 209H154ZM164 207H165V210L167 209L166 212L168 211L169 217L166 216V215H168L167 213H164L165 212ZM19 208H20V210H19ZM210 209H211V212L212 211L214 212V213L212 212L214 215L217 213L216 215L219 216V218H218V216L216 217V215H215V218H214V215L211 213L213 218L216 219L213 221H217V218H218V220L221 219V223L222 222L224 223V224L222 223V225L224 227H226V228H227V226L229 227L230 223L234 222V221L236 222V224L237 223L240 224V225L237 224V226H236L235 222L233 223V226H231V228L232 227L235 228V226H236V228H235L236 230H234V228H233V230L230 228H227L229 230L228 231V237H230L229 239H227V237H225L226 239L224 240V237L221 238L222 237L221 235H218L217 237H215V236L209 237L210 240L213 242V244L211 243L212 246L217 245V247H218V245L221 243V241H226V240H231V239L234 241L238 240L241 242V244L239 242V244L241 245L240 246L241 247L240 256L238 255V257H237L235 255V253L230 252V251L226 252V250H224L223 252L222 251L221 252L217 251L216 253L213 252L214 255H213V253L211 255L210 252L212 250L209 251L207 249V246H205L207 244L211 245L210 243L206 244V238L205 239L203 238V236L206 234L205 232H208V230H209L206 228H211V227H210V225L208 227L207 226L203 227V225H204L203 223H202L203 225H200L198 222H196V221L194 222V220H192V219H194L195 217L197 218L198 213L203 215V213L206 212L204 214H207L208 213L207 211ZM163 210H164V212H163ZM27 211H29V212H27ZM157 211L159 213L162 212L164 215L165 214L166 215L164 217H163V214L159 215V213H158V215H157V213H156ZM30 212H31V214H30ZM25 213H28V214H25ZM171 213H174V214H172V216H171ZM120 214H121V212H120ZM199 214H198V217H199ZM256 214H257V216H256ZM153 215H154V217H153ZM119 216L120 215L118 214V217ZM155 216H159V217H155ZM170 217H171V219H169ZM176 218H177V221H176ZM166 219L169 221H167ZM227 220H229V221L232 220V221H230V223H229V221H227ZM241 220L243 221V223ZM224 221L228 222V225ZM195 223L199 224L202 227H197V225ZM225 223L227 226H225ZM246 223L249 225L250 229L245 226ZM176 225H178V226H176ZM231 225H232V223H231ZM242 225H243V227H242ZM168 226H170L171 228ZM239 226H240V228H239ZM196 227L198 228V230ZM237 227H238V229H237ZM137 228L139 229V231ZM193 228H195V229H193ZM245 228H246V230H245ZM261 228H263V229H261ZM175 229H178L180 237L178 235H173ZM186 229L189 231L191 236L189 235V233L187 234V231H185ZM199 229L200 230L202 229L204 231V233H203V231H201L202 235H200V233H198V231L200 232ZM248 229L249 230L252 229V231L249 232V231H247ZM194 230H196V232ZM48 231H49V233H48ZM192 231H194V232H192ZM246 231H247V233H246ZM259 231L255 232V233L261 234L263 232V231L262 232L261 231L259 232ZM237 232H239V233H237ZM180 233L185 234V237L182 234V236L184 238V239L182 238L183 242L180 239L181 238ZM250 234H251V236H249ZM263 234H264V232H263ZM198 235H200L201 237L200 236L198 237ZM206 235L208 236L209 233H207ZM231 235H233V237ZM252 236L255 237L254 238V239H256L255 241H257V240L258 241L257 242L249 241V240H253ZM43 237H46V238L43 239ZM91 237L92 236L87 232H75L73 234V237L71 238V241L77 242V240H78L81 243H86V244L90 245L91 243H93V241H92L93 239ZM176 237H178V238H176ZM238 237L243 238V240L246 239L245 241L242 240L244 242V244L241 241V238L238 239ZM249 237H251V238H249ZM258 237H260L259 238V239H261L260 241H259V239H257ZM194 238H195V240H194ZM201 238H203L204 240ZM176 239H178V240L180 239V240L178 241ZM232 240L229 241V243H228V241H226V242L229 245H233ZM87 241H88V243H87ZM191 241H192V243H191ZM197 241H200L201 244H204L205 249H207V251L204 250V247L199 242V245H200V247H202L203 252L205 251L204 252L205 254L208 251H209L208 253L211 256H215L217 254L215 256V258L214 257L211 258L209 256V254L207 255L208 256L207 257L204 253L199 254V252L193 251L195 244H194V247L192 245L195 242L197 245L198 244ZM217 241L219 242V244L217 243ZM249 242L252 244H254V242H255L256 245H253V246L256 248H253L255 250L251 249L252 252H251V250L248 251L247 252L248 255H247L246 247L249 244ZM257 243H258V245H257ZM214 244H216V245H214ZM242 246H243V248H242ZM6 247H7V249H5ZM12 248L16 252H13V250H11ZM242 249H243V251H244V249H246L245 252L241 251ZM241 252H243V254ZM249 252H251V254ZM244 253L247 256H244ZM144 255H145L144 258L146 260L143 257H141ZM176 256L178 259L176 258ZM185 259L186 260L188 259V262ZM229 260H230V262H229ZM11 261H13V262H11ZM191 261H193V262H191ZM64 262L65 261H63L61 263L52 262L50 264H62Z\"/></svg>","mask_w":264,"mask_h":264}]
</instances>
